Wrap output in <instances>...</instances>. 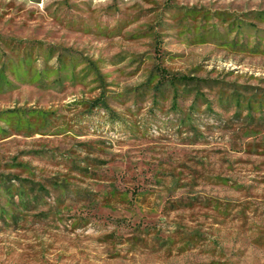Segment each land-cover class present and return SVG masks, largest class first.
<instances>
[{
	"label": "rangeland",
	"instance_id": "1",
	"mask_svg": "<svg viewBox=\"0 0 264 264\" xmlns=\"http://www.w3.org/2000/svg\"><path fill=\"white\" fill-rule=\"evenodd\" d=\"M0 264H264V0H0Z\"/></svg>",
	"mask_w": 264,
	"mask_h": 264
},
{
	"label": "trees",
	"instance_id": "2",
	"mask_svg": "<svg viewBox=\"0 0 264 264\" xmlns=\"http://www.w3.org/2000/svg\"><path fill=\"white\" fill-rule=\"evenodd\" d=\"M220 15L222 17H224V14L222 12ZM234 23L235 22L233 20H228L227 22H225V26H224V28L227 30V32L233 31V36L231 37V40H230L231 43L235 42V37L237 35V31L234 30L233 27L238 28V25H239V24H234ZM197 30H198V32H197L196 36L200 39V41H203L206 38H208V36H209L208 33H210V36H209L210 39H216V38L219 39L218 33L212 27L208 28L205 32L200 27H198ZM241 43H243V42L241 41ZM51 49H53V48H51ZM63 53L65 54V52H63ZM59 65H68V64H63V62L61 61L59 63ZM165 72L166 71H164L162 68L158 69V72L156 75L157 76L159 75V78L152 85L153 88L155 89V92L160 91L159 87L161 86V83L164 81H167V83L172 87V96H174L175 94L184 95L186 93H190L193 91V96H192L193 101L189 104V108H191V109L194 108L195 99L198 96H201L199 91H198V88L196 87V83L198 81H202V83H205L206 85L210 86L211 84L209 81H215L214 79H210L207 77H193V76L186 75V74H170V73H165ZM192 81H194L195 84L189 85V86H182V88H181L182 92L178 91V88L174 84L175 82L188 84ZM229 100L233 101V103L235 104L236 107L246 108V112L243 116L244 118H246L247 120H250L252 118L250 109L254 106V103L256 101V97L253 94L245 97L244 94H240L237 91H233V92L227 94V98L225 99V101H229ZM243 101H245V103L242 104ZM261 104H262V102L259 98V104L257 106L259 107V106H261ZM9 111H11V110H9ZM237 112H238V109H236L235 114ZM257 118L259 119V118H261V116H257ZM15 125L16 126L20 125L18 122V118H16ZM2 221H5V220H2Z\"/></svg>",
	"mask_w": 264,
	"mask_h": 264
}]
</instances>
